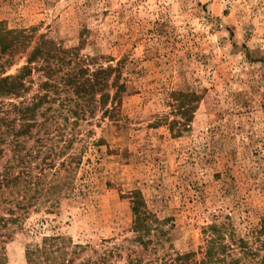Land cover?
Here are the masks:
<instances>
[{
  "label": "rangeland",
  "instance_id": "374dc122",
  "mask_svg": "<svg viewBox=\"0 0 264 264\" xmlns=\"http://www.w3.org/2000/svg\"><path fill=\"white\" fill-rule=\"evenodd\" d=\"M0 23L28 43L0 47V77L40 50L0 98V264L200 260L211 240L264 264V0H0ZM136 193L160 220L142 240Z\"/></svg>",
  "mask_w": 264,
  "mask_h": 264
},
{
  "label": "trees",
  "instance_id": "16d2710c",
  "mask_svg": "<svg viewBox=\"0 0 264 264\" xmlns=\"http://www.w3.org/2000/svg\"><path fill=\"white\" fill-rule=\"evenodd\" d=\"M1 25V23H0ZM1 27V26H0ZM2 32L6 33L4 36ZM2 35L5 41H2ZM7 35H12V38H9ZM19 37H26L24 32L19 31H0V47L3 52H7L9 50H15L18 47H26L28 46L27 41H20ZM40 51L39 49L34 50L32 55L28 59V65L23 67L20 72L16 75H10L5 77H0V98H10V97H22L26 92H28L27 78L31 76L32 69L31 65L37 62V58H35L36 53ZM109 70L105 71L108 72ZM113 71V70H111ZM97 85V84H96ZM95 85V86H96ZM117 92L114 94L112 104L120 97L121 92L124 90L123 86L117 87ZM44 96V95H43ZM46 96H39L38 101L33 104L34 107L25 106L24 104L20 106H16V113L19 114V121L23 125L20 126V130L25 129L28 133L30 129V125L26 126L27 117H30V121L35 117L34 114L37 109V105H41L42 100ZM109 98V97H108ZM2 103H0L1 105ZM37 106V107H36ZM8 118V117H7ZM19 130V131H20ZM24 131V130H23ZM21 132L20 135L27 134L26 131ZM9 179L5 177L0 183H8ZM133 201V214H134V222H133V231L140 236L141 240L150 235L151 231L159 230L160 220L155 218V216L150 213L146 209V204L140 193H136L134 195ZM243 243V240H240ZM146 245V243H143ZM215 241H209L208 248L206 249L203 258L198 260L195 255L192 253L186 254H178L175 258H171L170 260L164 261L162 263H151V264H226L224 259L225 249L226 247L220 244V248L214 247ZM212 245V246H211ZM217 251H221V255L223 258L219 257V253Z\"/></svg>",
  "mask_w": 264,
  "mask_h": 264
}]
</instances>
